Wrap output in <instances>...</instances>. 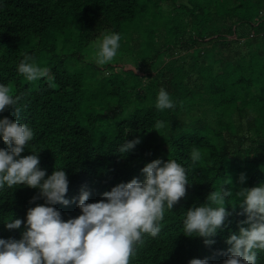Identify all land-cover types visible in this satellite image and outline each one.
<instances>
[{
  "label": "trees",
  "instance_id": "obj_1",
  "mask_svg": "<svg viewBox=\"0 0 264 264\" xmlns=\"http://www.w3.org/2000/svg\"><path fill=\"white\" fill-rule=\"evenodd\" d=\"M110 33L120 34V47L100 66L97 46ZM25 56L48 77L27 81L18 72ZM0 84L21 97L19 117L9 107L0 118L34 133L21 155L37 154L46 176L67 174L70 203L51 205L62 219L81 214L82 189L90 192L86 203L97 202L118 183L143 181L152 160L175 159L187 171L186 196L165 209L159 235H145L130 264L228 258L226 240L248 226L235 192L264 184V0H0ZM161 88L174 108L155 107ZM157 121L165 125L159 133ZM136 138L134 149L118 151ZM0 148H9L2 137ZM224 188L233 192L225 198L230 215L209 237L214 243L184 235L187 210ZM38 193L26 185L0 189V238H21L28 209L46 204L32 200ZM15 219L20 228L8 229ZM256 264H264V251Z\"/></svg>",
  "mask_w": 264,
  "mask_h": 264
},
{
  "label": "clouds",
  "instance_id": "obj_2",
  "mask_svg": "<svg viewBox=\"0 0 264 264\" xmlns=\"http://www.w3.org/2000/svg\"><path fill=\"white\" fill-rule=\"evenodd\" d=\"M120 40L119 33L103 36L95 54L98 65H106L116 58ZM30 60L31 57L25 56L18 65V72L27 81L48 77L47 68ZM20 100V96L12 94L10 86L0 84V112L11 107L19 117ZM155 107L159 110L175 107L164 88L159 90ZM164 126L163 121H157L154 129L159 133ZM33 136L27 124L6 116L0 118V137L9 146L0 148V189L5 185L8 188L26 185L39 189L33 201L40 198L46 201L28 209L20 239L0 238V264H130L145 235L153 238L159 235L165 209L172 210L186 196L189 184L186 168L175 159H154L142 168L143 181L134 177L129 182L118 183L97 202L86 203L90 192L82 189L78 199L81 214L64 220L60 211L51 205L70 203L65 199L69 185L67 174L64 170H54L46 176L37 154L21 155ZM138 143L139 138L127 141L118 151L127 154ZM190 155L193 162L202 156L195 148ZM244 180L241 174L240 181ZM232 196L231 189L212 191L206 197L207 203L189 208L183 220V234L203 237L208 245L214 243L209 237L224 227L230 215L225 198ZM235 196L242 200L247 214L241 225L248 226H241L239 234L228 237L230 255L222 264H256L258 250L264 251V184L240 188ZM21 224L20 219H15L6 227L16 229ZM189 264H209V261L193 258Z\"/></svg>",
  "mask_w": 264,
  "mask_h": 264
},
{
  "label": "rangeland",
  "instance_id": "obj_3",
  "mask_svg": "<svg viewBox=\"0 0 264 264\" xmlns=\"http://www.w3.org/2000/svg\"><path fill=\"white\" fill-rule=\"evenodd\" d=\"M166 7H170V5L169 4H163V8H166ZM249 31V30H248ZM250 32V31H249ZM234 36V33H231V34H229L228 35V37H233ZM180 51H181V49L179 50V53H180ZM121 65V67L122 68H125V67H133L132 65L133 64H131V62H128V61H122L121 63H120ZM121 67H116V68H121ZM151 74L153 75V74H158V70H156V67H153L152 69H151ZM145 76H143V78H142V82H144L145 80ZM197 106H198V104L197 103H194V104H192L191 105V107L192 108H194V109H196L197 108ZM186 115V114H185ZM186 118V120L188 119L187 118V116L185 117ZM245 144L247 143V141L245 140V142H244Z\"/></svg>",
  "mask_w": 264,
  "mask_h": 264
}]
</instances>
